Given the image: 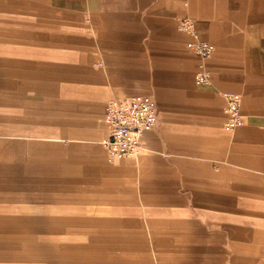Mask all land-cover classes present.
<instances>
[{
  "label": "crops",
  "instance_id": "1",
  "mask_svg": "<svg viewBox=\"0 0 264 264\" xmlns=\"http://www.w3.org/2000/svg\"><path fill=\"white\" fill-rule=\"evenodd\" d=\"M142 95L110 158L108 100ZM0 264H264V0H0Z\"/></svg>",
  "mask_w": 264,
  "mask_h": 264
},
{
  "label": "built area",
  "instance_id": "2",
  "mask_svg": "<svg viewBox=\"0 0 264 264\" xmlns=\"http://www.w3.org/2000/svg\"><path fill=\"white\" fill-rule=\"evenodd\" d=\"M193 25V20L188 17H183L179 21V28L194 36V40L188 41L186 47L200 59L195 82L206 84L210 71L204 60L210 56L212 47L196 39ZM224 97L228 117L225 129L231 131L242 124L240 99L236 94L229 92L224 93ZM104 120L108 135L103 145L109 157L135 156L141 149L144 133L154 129L158 122L156 105L154 100L146 95L111 98L106 105Z\"/></svg>",
  "mask_w": 264,
  "mask_h": 264
}]
</instances>
